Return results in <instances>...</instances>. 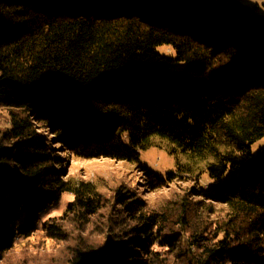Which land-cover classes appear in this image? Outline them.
<instances>
[{
    "label": "trees",
    "instance_id": "16d2710c",
    "mask_svg": "<svg viewBox=\"0 0 264 264\" xmlns=\"http://www.w3.org/2000/svg\"><path fill=\"white\" fill-rule=\"evenodd\" d=\"M242 0H0V264L37 232L57 264H264V15ZM171 51V54L168 51ZM187 158L176 173L142 161ZM63 151V152H61ZM136 166L151 191L209 189L154 208L67 175L68 157ZM220 206L223 210L215 209Z\"/></svg>",
    "mask_w": 264,
    "mask_h": 264
},
{
    "label": "rangeland",
    "instance_id": "374dc122",
    "mask_svg": "<svg viewBox=\"0 0 264 264\" xmlns=\"http://www.w3.org/2000/svg\"><path fill=\"white\" fill-rule=\"evenodd\" d=\"M242 1L252 8L259 5L260 12L264 15V0H249L251 3L246 0ZM168 53L171 54V51L169 50ZM8 121L9 111L0 108V122L3 126H9ZM163 146V149L152 148L142 153V161L157 174L176 173L179 161L181 164H185L187 158L180 156L177 161L175 157L168 154L166 144ZM263 147L264 139L253 145V154L257 155ZM206 167L205 162H198L197 165L193 166L195 175L192 179L185 175L181 178L185 179L182 182L156 191H151L146 186L145 180L136 166L126 162H116L109 159L84 160L70 155L66 172L67 175L77 180L95 183L108 198H111L117 189L128 188L140 193L151 207L162 209L171 206L172 203H180L183 199H187L189 203H204L201 206H205L207 201L201 198H192L189 193L195 186V179L205 187V190L209 189L210 181ZM73 200L71 195L66 194L58 204L42 213L37 232L32 238L17 244L15 250L10 254L8 264H57L59 254L64 252L66 245L46 238L43 224L54 218H62L68 204ZM215 209L223 210L220 206H216Z\"/></svg>",
    "mask_w": 264,
    "mask_h": 264
},
{
    "label": "crops",
    "instance_id": "0c3cea01",
    "mask_svg": "<svg viewBox=\"0 0 264 264\" xmlns=\"http://www.w3.org/2000/svg\"><path fill=\"white\" fill-rule=\"evenodd\" d=\"M246 1H247L248 3H251V2H249V0H246ZM242 2H243V1H242ZM247 2H246V3H247Z\"/></svg>",
    "mask_w": 264,
    "mask_h": 264
},
{
    "label": "built area",
    "instance_id": "2783aa9c",
    "mask_svg": "<svg viewBox=\"0 0 264 264\" xmlns=\"http://www.w3.org/2000/svg\"><path fill=\"white\" fill-rule=\"evenodd\" d=\"M222 1H224V0H222ZM226 1H230V0H226Z\"/></svg>",
    "mask_w": 264,
    "mask_h": 264
}]
</instances>
